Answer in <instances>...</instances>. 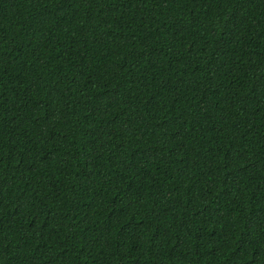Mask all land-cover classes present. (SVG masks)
I'll list each match as a JSON object with an SVG mask.
<instances>
[{"label":"trees","instance_id":"1","mask_svg":"<svg viewBox=\"0 0 264 264\" xmlns=\"http://www.w3.org/2000/svg\"><path fill=\"white\" fill-rule=\"evenodd\" d=\"M0 264H264V0H0Z\"/></svg>","mask_w":264,"mask_h":264}]
</instances>
